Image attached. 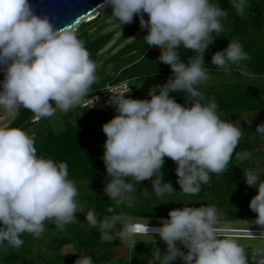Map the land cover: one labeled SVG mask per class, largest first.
<instances>
[{
    "label": "clouds",
    "instance_id": "obj_1",
    "mask_svg": "<svg viewBox=\"0 0 264 264\" xmlns=\"http://www.w3.org/2000/svg\"><path fill=\"white\" fill-rule=\"evenodd\" d=\"M229 2L240 17L249 10L248 0ZM104 6H111V17L122 26L139 15L141 28L148 30L143 37L146 45L159 46L158 59L172 70L164 84L150 89L151 99L126 96L131 91L127 85L123 91L110 90L109 104L118 114L103 125L107 139L102 159L108 177L104 193L117 205L123 203L134 191L129 177L135 183L152 180L146 196L173 192L162 171L169 157L177 164L182 192L198 194L201 185L210 181V173L228 170L234 152L239 160L251 155L236 151L241 126L221 118L215 98H206L198 87L210 79L205 53L215 39L212 34L224 33L222 19L227 12L213 0H104ZM181 49L194 53L187 62L181 59ZM248 60L242 43L230 40L212 55L211 64L227 72ZM97 67L76 30L56 27L53 18L34 11L30 0H0V70L4 72L0 109L14 113L22 106L43 120L57 110L67 114L93 90ZM173 92H184L190 106L178 103L170 95ZM255 131L264 135V123ZM245 179L247 185L258 187L249 206L258 213L254 223L264 230V180L250 168H245ZM77 196L66 162L38 155L35 138L22 128L0 126V252L22 247L25 233L41 237L48 223L63 231L77 222L75 214L85 210ZM110 209L112 213L114 207ZM85 215L91 229L131 240L133 247L134 237L158 234L166 250L154 245L147 264H172L177 258L184 264H264V249L251 254L250 261L245 247L225 234L216 205L185 204L170 210L162 223H123L115 216L101 219L94 209ZM117 222L123 228L113 232ZM75 264H94V260L81 254Z\"/></svg>",
    "mask_w": 264,
    "mask_h": 264
},
{
    "label": "trees",
    "instance_id": "obj_2",
    "mask_svg": "<svg viewBox=\"0 0 264 264\" xmlns=\"http://www.w3.org/2000/svg\"><path fill=\"white\" fill-rule=\"evenodd\" d=\"M214 3L220 4L227 12V16L222 19L224 33L216 36L213 33V43L205 53L206 69L208 73L220 72L225 73L229 77L239 75L242 72H248L259 77H263L260 82H252L245 84L243 82H223L218 87H204L199 85V90L203 92L208 99L215 98L218 103V113L224 115L223 119L228 120L229 116H241L243 111L263 112L264 113V0H248L249 10L244 17H240L235 13L229 0H213ZM112 14L111 6L101 9L96 16L82 22L77 28L79 37L85 41V46L90 52L91 59L95 62L102 51L104 45L111 38V32H103L96 36L90 34L89 26L97 24L101 19L107 18ZM145 19H148V14H144ZM138 16L134 17L132 23L124 30L123 36L128 37L139 30ZM147 29H142V32L129 44L121 48L114 58H118L121 67L119 74L114 78L115 81L127 79L130 83L135 79H140L142 84H151L155 79L162 77V84L172 75V70L169 65L164 64L158 58L161 54V49H155L152 46L146 45L144 36L147 34ZM230 40H239L246 53L251 57V60L241 62L240 66H233L230 71L218 69L216 65L211 64L212 55L216 51L226 48ZM135 50L136 56H128L123 58L120 54H131ZM194 53L191 49H181V59L184 62ZM120 66V65H119ZM4 79V72L0 70V81ZM109 80L108 77L102 76L97 78L92 88L105 85ZM151 99L149 93L143 94L140 90H132L126 95L132 98ZM170 95L175 96L178 103L190 106V102L186 101L184 92H173ZM207 102V99L205 100ZM34 113L23 107L18 110L14 118L4 127H19L29 131V135L35 138V146L38 155L52 158L57 162H66L68 164L69 178L73 180L78 187L77 200L80 204H86L91 209H94L98 214H109L110 207H114V213L119 214L124 211L134 215L137 218L154 217V218H169V211L174 208H168L170 203L176 200L178 206L175 208H183L185 204L192 207H200L205 205V202L211 205H217L211 198H205V194L215 195L220 197L219 204L223 206L225 203L237 204L243 208V202L251 199L258 193V187L247 185L245 179L246 161L239 160L233 153V158L228 165V170L222 174L210 173V181L207 184L201 185V190L193 197H188L187 194L179 192L181 186L177 183L178 177L176 174L177 164L171 158L165 157V164L162 167L164 180L170 181L173 184L174 191L165 194L163 197H156L154 194L150 198L143 200L141 203L127 206L125 201L120 205L114 206L115 201L111 200L105 193L85 192L80 190L84 187L87 181L98 182L104 180L107 182L106 168L102 159L104 154V144L107 139L103 132V125L111 120L118 113L115 107L111 104L105 107H81L77 106L70 110L69 113L62 114L64 118L65 128L59 133L54 132L50 125L48 131L40 136L34 135L30 130L31 117ZM261 141L260 136L256 140H251L249 137L240 139L236 151L249 152L254 151L259 146ZM82 172V174H80ZM261 180H264V171L259 172ZM132 181V178H127ZM148 191H152V180H145ZM203 197L202 204L200 201ZM230 199V201H229ZM121 206V208H119ZM142 206L144 209L139 208ZM173 207V206H172ZM221 208V207H220ZM227 215L233 217V210L226 209ZM84 237L78 240V247L89 249L86 256H90L94 260V264H147V260L151 256L153 246H157L161 251L166 250V244L161 239H139L136 240L135 247L130 245V259L126 260L122 257L103 261L101 256L95 252L96 248L114 249L119 246L121 240H106L103 239L98 229H93L90 232H85ZM30 234L25 233L22 236L24 243L28 242ZM59 236H56L58 239ZM63 241V239L61 240ZM180 246V245H179ZM185 252L188 250L180 246ZM20 254H11L5 257L8 263L13 264L12 260H16ZM80 257V256H79ZM78 257V258H79ZM78 258H71L69 263L75 264ZM46 264H60L57 257L46 259Z\"/></svg>",
    "mask_w": 264,
    "mask_h": 264
},
{
    "label": "rangeland",
    "instance_id": "obj_3",
    "mask_svg": "<svg viewBox=\"0 0 264 264\" xmlns=\"http://www.w3.org/2000/svg\"><path fill=\"white\" fill-rule=\"evenodd\" d=\"M111 16L112 14L108 15L107 18L101 19L97 24L89 26L90 28L89 32L92 36H96L103 32H111L112 34L111 38L104 45L102 51L100 52L99 57L97 58L96 61V64L98 66L96 73L97 78L106 76L109 79H114L119 74L122 63L120 64L118 58L113 57L114 54H116L126 44H129L142 32L139 15H135L138 16L139 19L138 22L139 30L128 37L123 36V32L129 26V24L122 26L118 20H115ZM86 20L87 19H82L81 21H79L77 24V28L82 24V22H86ZM77 28L73 30H77ZM262 42L264 43V38L262 39ZM152 47L155 49H160L159 46H152ZM135 52L136 51L133 50L131 51V54L130 53L126 55L120 54V56L123 58H127L128 56H136ZM209 75H210V79L204 82L203 84H201L202 86L218 87L221 86L223 82H243L245 84H250L252 82H260L262 81L263 78L248 72H242L239 75H234L232 77H229L227 74L220 73L218 71L209 73ZM161 83H162V77L155 79V81H153L151 84L148 85L142 84V81H140V79H135L131 83V89L140 90L142 91L143 94H147L149 93L150 89L153 87L154 90H157L155 86L161 85ZM139 99H142L141 95L139 96ZM17 112L18 110L15 111L14 113H9L3 109H0V126H6L14 118ZM62 114H63L62 111L57 110V112L52 117L44 118L46 123L49 124L51 129L56 133H59L65 128L64 118L62 117ZM220 116L221 118L224 117L222 113H220ZM228 118L229 121L236 123L237 126L239 125L241 126L243 132L241 139L247 136L251 140H256V137L260 136L261 141L257 149H255L254 151L247 152L250 153L251 155L248 159L245 160L246 161L245 166L246 168L256 170L257 172L264 171V135H260L255 131L259 124L264 123V113L243 111L241 116L239 117L232 115L229 116ZM26 132L29 133L28 129L26 130ZM80 174H82V172H80ZM104 174L106 175L104 176V178L108 179L107 172ZM130 182L134 183V191L133 193L128 194V198L125 200L127 206H132L133 204L141 203L143 200L150 198V195L149 196L145 195V191H148L146 182L141 181L139 183H135L133 180ZM105 184L106 183L104 182V180H100L98 182L87 181L84 183V187L80 188V190L90 193L91 192L104 193ZM179 192L181 194L182 190H179ZM188 197L192 198L193 195H188ZM209 197L211 198L210 200H213L215 204L217 203V205H219L217 206V208L222 213L221 227L226 230L228 229L231 230L230 232L225 231V234L232 236L242 246L245 247V250L249 254V259L251 261V254H253L259 249H264V234L258 235L257 233H252V232L242 233L239 232L238 229L245 227L260 228V226L254 223L255 219L258 216V213L253 212L249 206L250 201L254 196L251 199H248L247 201L243 202L244 205L243 208H241L237 204L236 200L233 203H225L223 206H221L219 204L221 200L220 197H217L215 195L208 196V194L206 193L205 198H209ZM173 201L174 202L169 204L170 206L168 208H175V205L178 206L176 200L173 199ZM202 202L204 203L203 197L200 201V204H202ZM113 204H115V202ZM80 205L85 207V210L84 212L78 211L75 214L78 220L77 222L66 225L63 231L55 227L54 223H48V225L46 224V230L41 237L36 238L30 234L28 236L29 237L28 242L24 243L22 247L18 249L9 248L7 252H0V264L8 263V261L5 260V257L11 254H20L19 258H17L16 260H12L13 264H46V259L50 257H57L59 259V263L63 264L64 262L69 263L71 258H78L81 254L87 255L89 249L81 250L78 247L77 243L80 238L86 235L83 233L85 232L87 233L93 230L88 226L85 215L88 210H92V209L86 204H80ZM205 205H211V203L205 202ZM114 206H116V204ZM138 207L144 209L142 206H138ZM119 208H121V206ZM226 209L233 210V217H231L229 214L228 215L226 214L227 213ZM103 216H106L109 219L114 216L120 217L123 223H129L135 221H141L143 223H162V218H154V217L137 218L136 216L128 214L123 210L120 211L119 214H114V211H112V213L110 214H101L100 218L102 219ZM122 222H117L116 227L112 231L114 232L116 230H122L123 228ZM233 230H237V231H233ZM100 233L103 239L122 241V243L119 246H116L114 249H110V250L103 248L95 249V252L97 253V255L101 256L103 261H108L112 259L114 260L119 257H122L126 260L130 259V245L132 243L131 240L119 239V237H116L114 233L102 232V231ZM245 234H248V236H245ZM56 236H59L58 239H56ZM62 239L63 241H61ZM139 239L160 240L158 234H154L153 236L150 233L141 234L139 236L134 237L135 241ZM179 245L183 247L182 244ZM172 264H184V262L180 258H177V260L172 262Z\"/></svg>",
    "mask_w": 264,
    "mask_h": 264
},
{
    "label": "water",
    "instance_id": "obj_4",
    "mask_svg": "<svg viewBox=\"0 0 264 264\" xmlns=\"http://www.w3.org/2000/svg\"><path fill=\"white\" fill-rule=\"evenodd\" d=\"M30 3L37 14L53 18L56 27L69 29L77 28L79 21L105 7L104 0H30ZM31 129L34 135L40 136L48 131L49 126L41 119L32 124Z\"/></svg>",
    "mask_w": 264,
    "mask_h": 264
},
{
    "label": "built area",
    "instance_id": "obj_5",
    "mask_svg": "<svg viewBox=\"0 0 264 264\" xmlns=\"http://www.w3.org/2000/svg\"><path fill=\"white\" fill-rule=\"evenodd\" d=\"M125 85H127L128 88L130 89V83L127 79H123L120 81L109 79L105 85L99 86L97 88H93V90L89 93V96L85 97L79 106L87 107V108H93L96 106H105L109 104V100L113 96V93L111 91H123ZM50 102L53 103L54 106V101H50ZM41 119L43 118L38 119L33 114V116L31 117V122L36 123ZM242 229L245 230L248 228H242ZM249 231H254L255 233L264 232L261 231V228L249 229Z\"/></svg>",
    "mask_w": 264,
    "mask_h": 264
},
{
    "label": "bare ground",
    "instance_id": "obj_6",
    "mask_svg": "<svg viewBox=\"0 0 264 264\" xmlns=\"http://www.w3.org/2000/svg\"><path fill=\"white\" fill-rule=\"evenodd\" d=\"M98 12H99V10H97L93 15L88 16V18H86V19H87V20H88V19H91V18L94 17ZM224 230L227 231V232H228V231H229V232L231 231V230H229V229H228V230L224 229ZM238 230H239V232H242V233H245V232H246V233H251V232H252V233H255V232H253V231H249V229H245V230H243V229H238ZM233 231H237V230H233ZM261 231H262V230H261ZM263 231H264V230H263ZM227 232H226V233H227ZM258 232H260V231H258ZM257 234H258V235H261V234H264V232H260V233H257ZM245 236H248V234H245Z\"/></svg>",
    "mask_w": 264,
    "mask_h": 264
}]
</instances>
